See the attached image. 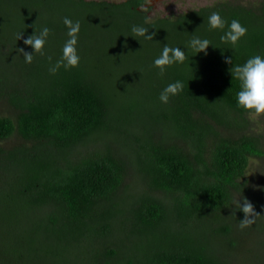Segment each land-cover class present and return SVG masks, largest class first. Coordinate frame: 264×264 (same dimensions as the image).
I'll use <instances>...</instances> for the list:
<instances>
[{
	"label": "trees",
	"instance_id": "1",
	"mask_svg": "<svg viewBox=\"0 0 264 264\" xmlns=\"http://www.w3.org/2000/svg\"><path fill=\"white\" fill-rule=\"evenodd\" d=\"M144 3L0 0V98L15 113L0 116V140L32 144L0 151V264H226L220 254L236 247L222 213L264 153L257 136L224 133L248 114L231 68L264 55V0L259 15L215 5L153 20ZM212 11L247 26L236 46L208 29ZM65 16L80 20L81 59L53 74ZM133 24L152 39L133 38ZM44 25L43 54L25 63L19 49L30 52L24 39ZM194 34L212 42L206 52L186 46ZM165 44L186 60L161 76L152 61ZM175 80L183 90L162 103ZM130 169L144 188L123 185ZM253 198L264 217V190Z\"/></svg>",
	"mask_w": 264,
	"mask_h": 264
},
{
	"label": "clouds",
	"instance_id": "2",
	"mask_svg": "<svg viewBox=\"0 0 264 264\" xmlns=\"http://www.w3.org/2000/svg\"><path fill=\"white\" fill-rule=\"evenodd\" d=\"M144 11H147L145 8ZM63 24L66 27V39L61 48L60 58L49 67V72L56 73L61 66L65 69L76 67L80 62L78 53V38L81 28L80 20L63 17ZM207 26L209 30L221 29L223 34L220 41L223 43L236 46L240 39L248 32L247 26L242 24L239 19L233 18L230 22L226 20L220 11H212L207 17ZM52 29L47 25L42 26L38 31H33L24 39V44L31 46V51H25L23 48L19 50L23 53L25 63H31L34 59V53L43 54L44 46L48 42V38ZM131 34L133 38L143 37L145 40L152 39L153 33L149 32V28L144 24H133L131 26ZM22 34H20L19 38ZM212 42L199 35H192L187 41V47L194 52H206ZM51 60V57H49ZM186 60L185 50L179 46L173 47L165 44L159 55L153 58V67L159 70V74L163 76L169 66L174 64H183ZM226 62L231 57L225 58ZM231 77L239 82V90L235 94L236 106L255 118L260 114H264V55L255 54L246 59L242 64H235L231 68ZM184 83L181 80H175L168 83L159 93V100L167 104L170 96H174L183 90ZM239 210L243 212L244 217L240 219L239 227L244 229L254 222L253 205L244 199L241 205L237 201Z\"/></svg>",
	"mask_w": 264,
	"mask_h": 264
},
{
	"label": "rangeland",
	"instance_id": "3",
	"mask_svg": "<svg viewBox=\"0 0 264 264\" xmlns=\"http://www.w3.org/2000/svg\"><path fill=\"white\" fill-rule=\"evenodd\" d=\"M100 1V0H96ZM110 2H121L124 0H104ZM263 0H146L149 5L147 14L148 20L156 18H174L190 10H196L203 7H212L215 5L241 6L252 10L256 14L261 13ZM98 39V38H97ZM14 110L8 105L5 97L0 98V116L14 117ZM224 133H231L236 136L250 134L257 136L261 142V148L264 153V114L255 118L247 114L244 117V125L238 129L225 130ZM32 144L22 140L17 134L6 140H0V151L8 152L18 148H29ZM2 172H0L1 176ZM239 190L233 191V201L230 207L222 215L231 223L233 227L232 237L237 245L228 248L220 254L221 259L226 264H264V217L257 211L254 216V222L241 229L240 221L236 220L233 213L238 209V203L242 205L244 199H247L254 206L255 194L264 190V154L262 157L251 158L249 166L239 181ZM124 186L139 189L144 188V183L134 169H130L123 182ZM162 197L161 194H156ZM231 245V244H230ZM230 247V248H229Z\"/></svg>",
	"mask_w": 264,
	"mask_h": 264
},
{
	"label": "flooded vegetation",
	"instance_id": "4",
	"mask_svg": "<svg viewBox=\"0 0 264 264\" xmlns=\"http://www.w3.org/2000/svg\"><path fill=\"white\" fill-rule=\"evenodd\" d=\"M148 7H150L149 5H147V3H146V0H145V3L141 6V8L142 9H147V11H146V15L148 14V11H149V8Z\"/></svg>",
	"mask_w": 264,
	"mask_h": 264
}]
</instances>
